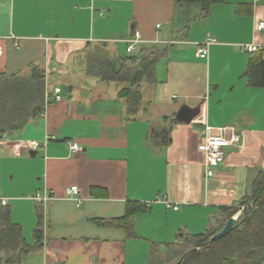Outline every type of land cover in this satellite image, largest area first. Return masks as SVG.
I'll return each mask as SVG.
<instances>
[{"label": "crops", "instance_id": "1", "mask_svg": "<svg viewBox=\"0 0 264 264\" xmlns=\"http://www.w3.org/2000/svg\"><path fill=\"white\" fill-rule=\"evenodd\" d=\"M200 15L198 5L174 0H0V74L36 67L46 95H62L0 139L1 206L27 246L42 211L39 249L15 264H149L153 250L206 232L223 218L220 208L249 195L264 173V66L263 86H251V55L240 47L264 46V30H255L264 0H225ZM135 32L144 43L127 54ZM207 38L216 43L200 59ZM100 44L111 57L161 51L134 116L123 84L85 74ZM206 127L239 138L209 180L197 149ZM68 141L82 152L72 154ZM73 186L79 204L66 194ZM36 193L52 199L38 204ZM128 204L145 206L130 233L103 224L123 218Z\"/></svg>", "mask_w": 264, "mask_h": 264}, {"label": "trees", "instance_id": "2", "mask_svg": "<svg viewBox=\"0 0 264 264\" xmlns=\"http://www.w3.org/2000/svg\"><path fill=\"white\" fill-rule=\"evenodd\" d=\"M180 7L198 5L204 18L213 5L225 0H174ZM97 46H100L98 48ZM84 61L86 76L123 84L120 97L125 98L128 115L137 114L141 102V83L153 76V66L161 51L145 50L142 54L108 56L103 45H97ZM248 64L249 83L263 86L262 52L250 54ZM45 78L36 67L24 73L0 74V139L22 130L31 120L44 112L46 106ZM145 206L128 204L121 219L104 222L127 232L132 230V218ZM223 218L204 233L184 235L177 243L166 245L160 253L153 250L149 264H264V173H259L251 185L249 195L230 208H220ZM240 212L231 231L221 239L211 238L221 231L226 221ZM10 209L0 204V264H15L20 257L39 249L42 240V211L37 208V225L33 231L34 247L27 246L20 227L9 218Z\"/></svg>", "mask_w": 264, "mask_h": 264}, {"label": "built area", "instance_id": "3", "mask_svg": "<svg viewBox=\"0 0 264 264\" xmlns=\"http://www.w3.org/2000/svg\"><path fill=\"white\" fill-rule=\"evenodd\" d=\"M158 28L160 26H157ZM255 30L260 32L264 30V22H259L255 26ZM126 53L132 54L135 50V46L144 41L141 39L140 34L135 32L133 37L127 41ZM216 43V40L213 38H207L203 42L198 44L197 48V56L200 59H206L208 57V50L209 47ZM240 49L244 52L249 54L262 52V57L264 59V46L263 45H256V44H247L242 45ZM2 55V49L0 46V57ZM62 101V95L60 88H54L51 94L46 95V103L47 104H55L60 103ZM210 128L206 127V130L203 135V141L201 144L198 145V151L203 154L204 156V177L205 179H211L214 175L216 168H218L225 160L227 155V150L233 144H237L239 142V138L235 135H226L223 134L222 131L217 135H211L209 133ZM68 149L72 154H78L82 152V148L79 147L76 143L73 142H66ZM29 145L31 148L36 149L38 144L36 142H30ZM66 194L69 198L74 200L77 204H79L80 200L78 197V189L77 187L73 186L66 191ZM52 199L51 195L44 194V193H36L33 197V200L36 201L38 204H46ZM1 205H7L5 200H1ZM177 210V207L173 208Z\"/></svg>", "mask_w": 264, "mask_h": 264}, {"label": "water", "instance_id": "4", "mask_svg": "<svg viewBox=\"0 0 264 264\" xmlns=\"http://www.w3.org/2000/svg\"><path fill=\"white\" fill-rule=\"evenodd\" d=\"M179 120H180V118H179ZM235 223H236V218L235 217H232V218L228 219L226 221L224 227L221 229V231L218 232L217 234H215L211 238V241H216V240L221 239L224 236H226L231 231V229L233 228V226L235 225ZM180 263H181V259H179L177 262H175L173 264H180Z\"/></svg>", "mask_w": 264, "mask_h": 264}, {"label": "rangeland", "instance_id": "5", "mask_svg": "<svg viewBox=\"0 0 264 264\" xmlns=\"http://www.w3.org/2000/svg\"><path fill=\"white\" fill-rule=\"evenodd\" d=\"M98 48H100V46H97Z\"/></svg>", "mask_w": 264, "mask_h": 264}]
</instances>
